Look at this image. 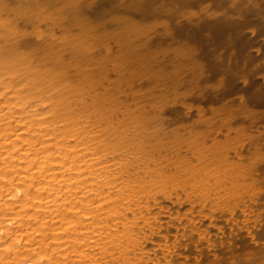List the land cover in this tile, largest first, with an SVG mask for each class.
<instances>
[{"label":"bare ground","instance_id":"6f19581e","mask_svg":"<svg viewBox=\"0 0 264 264\" xmlns=\"http://www.w3.org/2000/svg\"><path fill=\"white\" fill-rule=\"evenodd\" d=\"M263 71L264 0H0V264H264Z\"/></svg>","mask_w":264,"mask_h":264},{"label":"rangeland","instance_id":"374dc122","mask_svg":"<svg viewBox=\"0 0 264 264\" xmlns=\"http://www.w3.org/2000/svg\"><path fill=\"white\" fill-rule=\"evenodd\" d=\"M30 36H32V35H30ZM264 72V71H263ZM264 132V131H263Z\"/></svg>","mask_w":264,"mask_h":264}]
</instances>
